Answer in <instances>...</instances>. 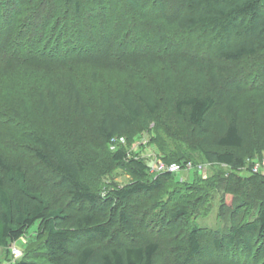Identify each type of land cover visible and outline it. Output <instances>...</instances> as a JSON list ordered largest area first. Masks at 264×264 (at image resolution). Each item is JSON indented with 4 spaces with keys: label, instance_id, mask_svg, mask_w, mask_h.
I'll return each mask as SVG.
<instances>
[{
    "label": "trees",
    "instance_id": "16d2710c",
    "mask_svg": "<svg viewBox=\"0 0 264 264\" xmlns=\"http://www.w3.org/2000/svg\"><path fill=\"white\" fill-rule=\"evenodd\" d=\"M167 5V0H0V125L4 129L0 130V138L7 136L12 146L4 147L13 152L24 145L38 168L30 176L22 159L12 158L0 147V247L10 250L12 244L36 228L33 242L38 248L25 251L15 264H158L163 245L146 233L147 225L134 217L131 203L139 194L158 188L162 181L177 178L170 172L152 174L144 159L132 157L126 146L116 142L137 122L150 130L160 113L157 92L145 79L133 77L130 84L114 85L112 77L104 81L108 70L101 71L89 63H84L79 77L61 79L75 109L84 97V84L77 80L86 78L93 84H106L99 90L106 103L96 132L107 149L115 147L112 161L118 167H132L136 180L126 188L109 189L106 193L94 190L83 178V165L70 159L50 137L36 131L29 121L26 93L41 77L48 76L58 83L59 74L36 65L45 61L39 58V49L30 50L28 34L14 39L23 25L21 18L32 9L37 8V19L41 20L36 31L62 28L64 33L70 30L84 37L96 33L91 22L100 9L111 15L127 11L141 19L140 14L153 6L155 14L161 15L157 19L167 26H176L181 37L191 39L194 47L167 57L160 56L159 50L147 48L144 56L133 54L122 67L131 72L155 64L166 70L179 66L189 71L188 84L169 88L177 91V115L199 133L198 156L209 166H226L235 172L246 169L247 160L239 154L246 144L247 108L242 97L245 88L235 83L239 77L235 70L243 65L253 68L258 62L263 64L264 76V0H182L172 14L166 13ZM8 37L11 40L7 41ZM246 71L241 76L244 84L252 78L261 80L256 76L258 67ZM194 75L197 80L192 78ZM31 92L37 95L36 108L46 116L59 109L56 90L40 86ZM260 148L264 149V142ZM164 162L183 167L189 162L202 163L185 154ZM252 174L255 179L263 177L260 172ZM197 179L205 182L210 178ZM239 182L242 180L228 181L230 189L237 190ZM51 185L68 202L47 195L44 187ZM260 203L254 218L246 219L245 213L238 211L229 233L219 234L198 222L190 223L164 247L169 257L167 264H219L228 260L231 253L232 259L245 263L256 249L264 257V198ZM190 216L191 209L183 207L169 220L172 225L189 224Z\"/></svg>",
    "mask_w": 264,
    "mask_h": 264
},
{
    "label": "rangeland",
    "instance_id": "374dc122",
    "mask_svg": "<svg viewBox=\"0 0 264 264\" xmlns=\"http://www.w3.org/2000/svg\"><path fill=\"white\" fill-rule=\"evenodd\" d=\"M167 1L166 13L172 14L179 8L182 0ZM125 13H120L122 14H119L120 16L118 13L111 15L109 11L100 9L91 22L94 26L91 27L96 33L81 37L70 30L64 33L62 28L55 31L50 29L36 31L41 20L38 21L39 13L35 8L29 15L21 18L23 25L17 29V36L14 39H18L19 34H28L27 40L31 42L30 50L36 52L39 49L42 53L39 58L46 62L41 61L42 64L36 65L59 74L58 83L53 82L48 76L41 77L26 93L30 123L36 127L37 132L50 137L70 159L82 164L85 169L84 180L99 192L123 189L136 180L131 173L132 167L121 168L112 161L115 147L107 149L97 136V123L106 103L101 99L99 90L102 86L106 87V84L97 85L86 78L77 80L76 77L78 83L84 84V97L78 109H75L74 104L68 100L61 79L64 76L71 79L74 75L79 77L84 63H89L100 67L101 71L108 70L104 81H107L109 76L115 79L111 80L114 85H126L132 82L130 78L133 77L137 80L145 79L157 92L161 105L160 113L154 118V125L150 130L147 131L141 122H137L127 128L123 137L116 139V142L126 146L132 157L142 158L150 166L166 158H177L180 154L193 156L195 161L202 162L195 164L197 170L207 172L210 178L204 182L197 179L198 177L202 179L197 170L183 171L175 174L177 178L162 181L158 188L139 194L131 203L130 210L134 213V217L138 221H145L146 233L163 245L157 259L158 264H167L169 257L164 247L171 243L172 237L180 235L188 225H191L190 223L198 222L208 230H217L220 234L231 231L234 225L233 219L236 218L238 211L242 210L246 219L256 216L260 202L264 198V170L260 172L263 177L258 179L252 176L253 172L251 173L250 170L264 158V149L260 148L264 142V120H262L264 119V76L263 68L261 69L263 64L251 61L255 63L252 64L253 68L249 69L243 65L235 70L239 75L234 80L235 83L245 88L242 97L247 108L244 111L246 144L239 154L245 156L247 160L246 169L235 172L226 166H209L203 163V158L197 154L201 149L198 131L190 127L184 117L177 115L175 109L177 91L172 87L169 88L173 84L174 86L188 84L191 78L189 71L179 66H171L166 70L155 64H149L144 70L131 72L122 67L134 57L133 54L144 56L147 48L159 50L160 56L166 57L192 49L194 46L191 39L181 37L182 33L176 26H167L165 22L159 21L157 17L161 15L155 14L153 6L149 7L147 12L140 14V16L143 15L141 19L137 15H129L127 11ZM42 18L45 20V17L42 16ZM24 24L33 26L24 28ZM8 40H11V37H8ZM1 42H6V38ZM257 67L256 76L261 80L252 78L244 84L241 76L247 72L246 70L252 72ZM108 73L111 74L108 75ZM192 78L197 80L196 75ZM40 86L44 90L58 92L59 109L51 113V116H46L36 108L37 95L31 91H38ZM2 129L3 126L0 125V130ZM29 129L32 130L33 127L29 125ZM8 142L6 135L1 136L0 147L3 150L6 149L4 146L11 147L12 144ZM210 143L213 144L212 139ZM23 146L19 145L18 150L14 152L6 149V153L14 156L12 158L22 159L30 176L35 175L38 168L34 158ZM241 180L237 190L230 189L228 181ZM44 189L47 195L56 196L59 200L68 202L64 194L53 185ZM243 204L245 205L242 206ZM183 207L191 209L189 224L180 222L172 225L169 220L171 215ZM35 229L33 228L14 244L22 250L19 258H15L11 248L9 250L0 247V264H15L22 259L25 251L36 250L38 247L33 242ZM209 240L211 243L210 237ZM31 254L40 258V255H35L36 252ZM233 254L227 255L228 260L219 264H264V257L258 249L245 263L232 259Z\"/></svg>",
    "mask_w": 264,
    "mask_h": 264
},
{
    "label": "built area",
    "instance_id": "2783aa9c",
    "mask_svg": "<svg viewBox=\"0 0 264 264\" xmlns=\"http://www.w3.org/2000/svg\"><path fill=\"white\" fill-rule=\"evenodd\" d=\"M197 165L195 166L192 162L187 163L184 167L183 165H179L176 163L173 164H167L164 161H159L155 163V165L150 166V172L152 174H160V173H165V172H170V173H182L183 171H190V170H197ZM264 170V159L262 162H259L257 166L253 165L252 172L253 173H259ZM198 171V170H197ZM199 174L202 176L203 179H207V172L203 173V170L198 171ZM11 250L12 253L14 254L15 258H19L22 254V250H20L17 245H11Z\"/></svg>",
    "mask_w": 264,
    "mask_h": 264
}]
</instances>
